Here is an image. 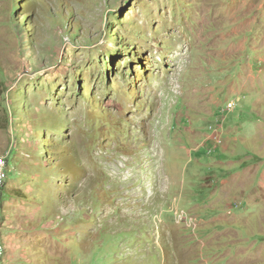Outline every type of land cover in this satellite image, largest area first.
Returning <instances> with one entry per match:
<instances>
[{
    "label": "rangeland",
    "instance_id": "obj_1",
    "mask_svg": "<svg viewBox=\"0 0 264 264\" xmlns=\"http://www.w3.org/2000/svg\"><path fill=\"white\" fill-rule=\"evenodd\" d=\"M259 89L264 0H0V264H264Z\"/></svg>",
    "mask_w": 264,
    "mask_h": 264
},
{
    "label": "built area",
    "instance_id": "obj_2",
    "mask_svg": "<svg viewBox=\"0 0 264 264\" xmlns=\"http://www.w3.org/2000/svg\"><path fill=\"white\" fill-rule=\"evenodd\" d=\"M233 104H234L233 101H230L228 103V108L232 107ZM210 150L211 149L209 148L208 151ZM4 177H5V158L4 156L0 155V183L4 179ZM1 250H2V245L0 244V253H1Z\"/></svg>",
    "mask_w": 264,
    "mask_h": 264
},
{
    "label": "crops",
    "instance_id": "obj_3",
    "mask_svg": "<svg viewBox=\"0 0 264 264\" xmlns=\"http://www.w3.org/2000/svg\"><path fill=\"white\" fill-rule=\"evenodd\" d=\"M260 91L255 90L254 95H253V100H254V107L258 108L263 103V96L261 93H264V90L259 89ZM261 103V104H260Z\"/></svg>",
    "mask_w": 264,
    "mask_h": 264
}]
</instances>
